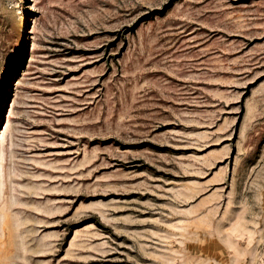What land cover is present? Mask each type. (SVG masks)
<instances>
[{"label": "rangeland", "instance_id": "rangeland-1", "mask_svg": "<svg viewBox=\"0 0 264 264\" xmlns=\"http://www.w3.org/2000/svg\"><path fill=\"white\" fill-rule=\"evenodd\" d=\"M0 264H264V0H0Z\"/></svg>", "mask_w": 264, "mask_h": 264}]
</instances>
